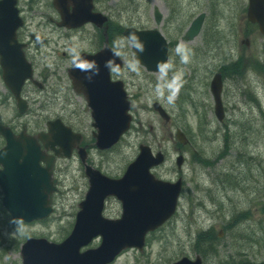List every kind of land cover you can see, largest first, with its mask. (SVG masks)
I'll list each match as a JSON object with an SVG mask.
<instances>
[{
  "label": "rangeland",
  "instance_id": "1",
  "mask_svg": "<svg viewBox=\"0 0 264 264\" xmlns=\"http://www.w3.org/2000/svg\"><path fill=\"white\" fill-rule=\"evenodd\" d=\"M35 1L42 7L41 12L46 15L52 12L49 0ZM32 2L33 0L27 1L23 5L24 10L27 11ZM115 2L117 0L111 4ZM154 2L155 0H140L145 9L149 7L148 14L143 11L142 20L135 19L133 23L151 27ZM200 2L201 11L205 9L210 19L216 21L208 20L205 31L196 40L183 43L189 49L203 48L206 51L204 54H192L188 65H181L176 55V69H183L184 77L187 78L185 81L193 90L191 96H186L181 101L180 92L174 106L159 101L172 117L169 123L153 108L154 102L158 101L153 94V86L159 73L148 72L142 65L140 76L129 72L127 65L135 58L127 47L122 49L126 69L119 75L122 78L125 75L127 81L134 127L110 151L101 152L92 148L90 162L108 176L120 177L127 165L137 157L139 145L145 143L155 151L163 150L168 156L165 165L158 167L155 173L172 182L182 177L184 189L178 214L148 236L145 250L140 252L137 249H128L113 264H172L183 256L195 258L198 233L210 227L217 236L220 232L224 234L218 241L219 255L208 256L206 264H231L233 260L242 259L240 256L255 262H264V231L261 226L262 222L264 224V122L257 106L258 102L264 106V36L257 26L247 24L244 9L248 0ZM215 4L218 7L217 18L209 11ZM197 8L195 5L193 11ZM128 13L135 12L130 10ZM126 22L130 23V20L127 18ZM214 24L215 30L223 36L219 43L210 40V31ZM247 38L250 39L249 46L242 43ZM119 39L121 38L117 40ZM73 42L79 49L90 47L88 43L80 44L81 42L75 40ZM224 54L226 56L223 58ZM238 58L243 61L245 77L243 80L237 78V83H234V79H227L224 97L227 116L220 123L214 114L211 79L220 65L223 64L230 70L231 61ZM257 63L262 64V67L256 65ZM230 72L232 73L231 70ZM173 74L170 72L169 77ZM2 86L0 83V88ZM237 89L242 90L247 97H242ZM28 93L31 96V110L28 116L22 118H18L13 106H7L0 98V122L19 128L25 122L31 131H39L46 129V122L42 120L44 117H64L56 108H48L49 111H46L42 107L44 92L29 87ZM80 107L85 108V104L82 103ZM66 118L84 133L89 144L93 143L91 139L94 128L89 115L77 121ZM200 120L205 125L202 132L198 129ZM177 128L189 133L195 142L180 148L175 138ZM239 132L242 134L238 135ZM241 140H245L243 146ZM180 154L185 156L181 170L176 164ZM201 158L210 159L212 166L201 163ZM232 163L231 173L235 177H228L224 185L215 180L219 172ZM55 174L59 192L54 199L55 211L46 220L32 223L13 222L2 205L0 195V264H22L21 245L29 237H44L52 242H60L72 230L79 203L89 188L88 179L78 157L59 160ZM121 213L120 201L111 198L106 215L119 218ZM100 242L97 239L88 247L98 246Z\"/></svg>",
  "mask_w": 264,
  "mask_h": 264
},
{
  "label": "water",
  "instance_id": "2",
  "mask_svg": "<svg viewBox=\"0 0 264 264\" xmlns=\"http://www.w3.org/2000/svg\"><path fill=\"white\" fill-rule=\"evenodd\" d=\"M248 15L252 22L259 23L264 33V0H250ZM202 18L203 16L196 23L189 38L198 33ZM138 35L146 49L142 53L146 59L140 58V61L149 69L156 70L157 62H165L167 59L164 40L156 32ZM153 52L157 54L151 60ZM111 59L116 58L111 56ZM99 66L100 74L91 80L83 72H79L78 78L85 81L90 105L95 109V126L99 129L97 144L101 149H106L117 143L129 129L132 117L128 114L130 103L124 90L119 84L110 82L109 70L104 67V62H100ZM19 70L18 73L7 72L8 77L15 81L12 86L18 85V88L32 75L28 66H22ZM211 89L217 103L216 112L222 119L224 110L221 100V74L215 76ZM158 109L169 119L159 106ZM50 127L51 131L54 130L53 136L57 142L67 146L70 139L68 130L60 122ZM0 132L8 140V146L0 155V162L4 167L0 171V184L6 194L5 206L16 219L32 221L47 217L52 212L50 204L53 184L56 181L52 179L49 168L40 167V160L45 158L37 141L23 134L16 137L10 129L1 126ZM178 137L183 142L187 141L181 132ZM163 160L164 155L161 152L155 157L150 147L141 145V154L130 165L123 179H108L89 167L91 189L86 201L81 204L82 211L78 215L73 234L60 245L50 244L44 239H30L23 247L24 264H107L127 247L143 248L146 233L159 227L174 214L181 190V180L172 184L159 180L150 173V169ZM182 163L181 156L178 159L179 166ZM48 166L52 167L51 161H48ZM110 194L117 195L123 201L124 215L120 220L102 218L103 201ZM99 234L104 238L102 247L80 253V248ZM175 264L202 262L200 258L195 262L184 258Z\"/></svg>",
  "mask_w": 264,
  "mask_h": 264
},
{
  "label": "clouds",
  "instance_id": "3",
  "mask_svg": "<svg viewBox=\"0 0 264 264\" xmlns=\"http://www.w3.org/2000/svg\"><path fill=\"white\" fill-rule=\"evenodd\" d=\"M126 47H131L136 53L137 57L130 61L127 65L129 72L135 73L137 76L141 75L140 72V61L139 54L145 51V45L143 41L139 38V35L135 31H129L126 37L121 38L114 42L112 49V56L119 59L122 55L120 49ZM175 53L179 57V62L181 65H188L191 62L192 50L189 49L185 44L178 43L175 48ZM71 56V66L72 68L79 70L87 75V78L91 80L94 76L100 74V66L96 61H87L79 50L78 46H73L69 50ZM116 60L109 59L105 61L104 67L111 71L115 67ZM156 70L159 72L157 77V82L153 86V94L155 99L158 101H164L169 105H175L177 99L179 98L181 89L186 82L184 79L185 73L183 69H176V65L173 61L157 62ZM174 74L169 77V73Z\"/></svg>",
  "mask_w": 264,
  "mask_h": 264
},
{
  "label": "flooded vegetation",
  "instance_id": "4",
  "mask_svg": "<svg viewBox=\"0 0 264 264\" xmlns=\"http://www.w3.org/2000/svg\"><path fill=\"white\" fill-rule=\"evenodd\" d=\"M101 8L106 10L108 0H98ZM183 0H163V10L165 15L167 16V20L169 24H173L174 18L179 14V10L181 7V3Z\"/></svg>",
  "mask_w": 264,
  "mask_h": 264
},
{
  "label": "trees",
  "instance_id": "5",
  "mask_svg": "<svg viewBox=\"0 0 264 264\" xmlns=\"http://www.w3.org/2000/svg\"><path fill=\"white\" fill-rule=\"evenodd\" d=\"M264 116V115H263ZM234 264H251L250 262H248V261H240V262H238V263H234Z\"/></svg>",
  "mask_w": 264,
  "mask_h": 264
}]
</instances>
